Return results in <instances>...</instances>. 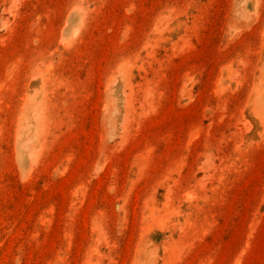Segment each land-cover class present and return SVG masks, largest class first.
Returning <instances> with one entry per match:
<instances>
[{"label": "rangeland", "instance_id": "374dc122", "mask_svg": "<svg viewBox=\"0 0 264 264\" xmlns=\"http://www.w3.org/2000/svg\"><path fill=\"white\" fill-rule=\"evenodd\" d=\"M0 264H264V0H0Z\"/></svg>", "mask_w": 264, "mask_h": 264}]
</instances>
